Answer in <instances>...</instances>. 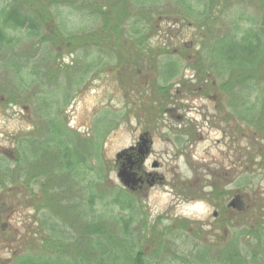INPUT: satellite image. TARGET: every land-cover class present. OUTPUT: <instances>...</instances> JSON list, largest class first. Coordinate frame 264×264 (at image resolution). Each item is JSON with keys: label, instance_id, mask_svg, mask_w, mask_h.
<instances>
[{"label": "rangeland", "instance_id": "374dc122", "mask_svg": "<svg viewBox=\"0 0 264 264\" xmlns=\"http://www.w3.org/2000/svg\"><path fill=\"white\" fill-rule=\"evenodd\" d=\"M11 1L18 0H0V13L5 4ZM40 1L43 2V0ZM76 1L77 6H82L81 4L86 0ZM109 1L92 0V7L94 9L96 3L98 6H103ZM136 1L124 0L123 2L128 8H136L133 10V15L124 22V24L127 23L124 28H130L129 23L134 22V20H146L149 12L152 13L155 19L159 17V12H162L164 15L162 19H159L161 32L153 35L152 42H149V44H153V41L154 44L165 41L166 37L164 38L162 33L166 29H171L173 36L170 42L174 46L183 44L179 43L180 41L187 42L186 47L189 50L184 58L170 54L161 55L155 63V67L146 57L142 60L138 59V64L135 65L138 67L141 65V67L136 69L133 67L130 71L134 81L129 78L130 74L124 72L125 75L123 73L124 87L127 88L126 90H130L128 93H125L122 82L117 78L119 74L109 72L110 68L119 63V56L111 58L105 53L92 52L86 61H90V59L97 56L94 61L98 63L97 67L84 73H77L74 69L62 71L79 75V80H76V76L70 78L67 75L60 74L62 80L60 95L57 96L56 91L43 94V96L48 97L49 103H51V113L44 118L37 110L39 104L37 96L41 94L36 95V90L43 85V80L48 82L43 88L48 87L47 89H49L51 87L49 80L46 78V72H49L50 68L54 66V61L58 55L57 48L49 42L40 43L38 41L40 43L38 44L32 41L25 35L24 31L11 33L10 35L13 37L10 39L11 42L0 44V215L6 217L11 212L9 210L12 207L16 210L14 215L11 216V220L8 217L1 221L6 226L0 229V240H2L0 264H19L23 261L39 263L38 260L44 261L50 252V248L46 246L44 239H54L63 234L68 235L71 232L69 229L75 228L72 222L73 219L72 221L71 219H64L61 214L63 207L67 206L69 199L72 202L77 201L82 206L81 199L85 198L84 204L87 196H89L90 185L94 183V186H96L98 180L97 183L100 186L93 188L94 190L97 189V193L98 188H100L99 196H102L103 199H99L98 204L105 202L109 206L100 210L101 213L95 214L107 223L119 219L122 212L119 207L112 205L117 190L119 187H123L117 177L119 165L116 164V154L129 147L125 143L129 137L135 142L142 130L152 132L154 136L153 147H155L157 141L165 140L176 148L173 158L182 153L191 167L194 173L191 180L192 185L189 181L188 186H184V195H180L171 186L176 196L185 199H207L210 193H204L202 190L196 191L197 182L194 181L197 179L198 182L201 181V184L202 181L208 184L214 180L215 187L220 191H224L220 197L224 199L223 206L225 207L232 200L233 193L240 194L244 209L253 201L264 199V171L258 169L256 161H254L259 144H264L263 138L256 131L258 129L256 105L260 107L264 102V59L260 71L262 77L259 79L263 86L257 87V78L251 80L250 84L245 85L249 87L245 89L247 99L242 98V85L235 76H231L233 69L228 67L226 69L213 67L212 69V61L209 60L215 48V35H208L206 40L210 39L205 44L194 45L192 39L196 31L195 26L185 25L186 23L183 25L184 18L180 16H184L185 12L182 7H179L177 0H142L139 2L140 4ZM193 4L196 3L193 1ZM237 6V4H233V6L224 7V9H227L229 15L230 13L242 11L248 16L261 17L262 20L264 10L256 0H246L241 3V7L238 8ZM48 8L54 16L53 20H55L54 24L56 26L64 25L72 28L71 32L79 33L78 35L85 36V34L97 31L104 24L101 17L89 14V9L83 10V13L78 12L81 13L79 15L74 6H69L67 3L49 4ZM141 8L143 9L141 11L143 15L136 13L140 12ZM220 9H222V5L218 8V10ZM219 17L215 27H221L225 24L223 22L225 21L224 17L223 19ZM142 28L146 31L150 30L147 23L142 25ZM141 35L143 36V34ZM166 42H168V38ZM194 46L195 48L192 49ZM200 48H202L203 65L210 72L208 82L210 81L213 84V88L208 85L201 89L199 87L203 85L198 83L199 79L203 78H200L199 72L194 69L193 65L197 58L195 50ZM81 50L71 55L64 54L61 62L76 65L85 58V51L82 48ZM13 54L24 60L21 69H14L13 62L11 63ZM100 59H106L105 63L99 64ZM173 64L175 66L172 67ZM102 65L105 68L101 70L99 67H102ZM169 67H171V71L174 68L176 70L169 75L170 77H166V73L163 74V72ZM133 69L135 70L134 73ZM185 69L194 72L195 83L192 82L191 78H185ZM20 74L26 75L23 77L25 79L23 84L26 86L24 87L25 90L22 91L16 81L17 79L23 82ZM27 77H29V81H27ZM229 80L230 84L226 87L224 83ZM179 82H181V85ZM157 84L160 87L163 85L166 87L169 84V87L162 93ZM52 89L53 87L49 90ZM30 90L31 92H29ZM13 98L20 100V103H15ZM135 100H138L137 103L139 104ZM165 100H168L164 108L166 113H158V105L165 102ZM185 100H195L199 103L195 105L185 103L186 106L183 107L179 103H184ZM172 101H177V105L172 107L173 111L170 112L168 108L171 107L170 102ZM221 102L225 106L224 110L218 106V103ZM121 103L122 108L116 107L117 104ZM130 103L136 104L130 107ZM250 106L255 110H248L247 107ZM190 109L201 116L199 122L187 117L186 113ZM240 109L241 111H239ZM165 120L167 121L166 125L163 124ZM133 121H135V126ZM61 122L68 130L65 136L68 138L70 148L79 154H83V157L80 158L82 163L77 167L69 168V170L63 169L62 161L64 160L54 159L53 155L60 150L56 140L50 139L51 141L47 142L46 146L49 150L47 153H45L46 149L41 150L42 147L34 151V146H36L38 140L44 141L47 139L49 126ZM163 126L170 129L169 134L160 132V128ZM27 132H30L27 135L28 140H30L29 147L26 145L28 141L22 143L23 134ZM216 134L219 135V138ZM206 142L210 143L212 149L211 151L205 150L204 156L207 163L193 161L191 157L196 146ZM151 156L161 158L163 167L160 170L164 172L168 181L166 185L151 186L146 192L135 193L136 197L139 198L138 204H136L133 212L128 209L129 212L123 213H130L134 218L132 230L137 229L140 224L147 220L151 224H158V229L169 231L165 226H170L177 220L185 219L175 216V201L169 203L165 210L156 216L155 220L150 217V210L146 201L151 194L162 190L169 184L171 185L177 178H179L180 184L185 183L186 180L180 179L170 161L165 162L162 160L161 153L152 152ZM242 160H246L247 164L241 163ZM53 164L54 166H52ZM32 170L38 172L35 177ZM208 176L211 177L210 180L207 179ZM228 183L235 185L234 190H225V185ZM186 194L188 195L186 196ZM46 195H50L49 199L48 197L44 199ZM36 199L37 201H35ZM208 200L212 204L209 198ZM36 202L43 205L40 213L34 205ZM46 204L47 206L44 207ZM216 206L213 205L215 209H217ZM219 207H221L220 203ZM225 207L222 215L223 221L224 223L233 222L235 228L227 226L220 230L218 239L221 241V238H224L221 242L223 245L231 240L233 231L238 230L237 221L240 219L244 222L243 218H246L245 215H240L244 209L229 208L225 210ZM94 210H98L97 205L94 206ZM241 221H239L240 225L242 224ZM204 222L208 225L213 223V216ZM9 225L13 226V232L8 229ZM66 229L68 232L65 231ZM186 229L175 228L171 231V235L182 234L186 237L182 239L184 241L189 238L191 241L185 243V247L188 248L196 243L193 241L192 235L194 230ZM203 229L207 233L210 230L214 231V228L210 227L207 229L203 227ZM78 231H80L79 228ZM214 233L216 232L214 231ZM13 238H16L13 244H8ZM214 238L212 237V239ZM246 242V238L240 239L238 250L243 252L251 249ZM203 247L206 248V246ZM210 248H212L213 254L220 252L221 249L223 250L222 246L218 249L211 246ZM53 256L57 257L58 255L53 253ZM164 262L169 263L167 259ZM171 263L180 264L179 262ZM247 264H256V261L249 257ZM257 264H264V250L260 251Z\"/></svg>", "mask_w": 264, "mask_h": 264}, {"label": "trees", "instance_id": "16d2710c", "mask_svg": "<svg viewBox=\"0 0 264 264\" xmlns=\"http://www.w3.org/2000/svg\"><path fill=\"white\" fill-rule=\"evenodd\" d=\"M73 1L74 0H43V2L40 0L11 1L10 3L7 2L5 4V7L0 13V44H5L10 41V39L13 38L10 35L11 33L24 31L25 35L32 41L38 44L49 42L59 51H57L58 55L54 61V66L50 68L49 72H46V78L49 80V84L53 89L49 90L51 87H49V89H47L48 87L46 89L43 88V86L48 84L47 80H43V85L36 90V95L41 94L40 96H37V99L39 100L37 110L44 118L48 117L51 113V103H49L48 97L45 95L43 96V94L49 91H56L58 93L56 95H60V89L62 86L60 74L67 75V77L70 78L76 76V80H79V75L62 71L74 69L77 73H84L90 72L91 68L97 67L98 63L94 62L96 60L95 57L97 56L90 59V61H86L92 52H96L97 54L105 53L111 58L113 56H119V63L110 68L111 70L109 72H115V74L118 73L120 77L118 76L117 78L122 82L124 87V74L128 73L129 75L131 68L133 67L134 69L141 67V65H139V67L135 65L138 64V59L142 60L146 57L155 67V63L159 60L161 55L170 54L172 56L184 58L187 54L186 52L189 50V48L186 47L187 42L180 41L179 43L183 44L175 46L170 42L173 36L171 29L163 31L162 35L164 38L166 37L164 39L165 41L158 42L159 44H149V42H152L151 39L153 35L160 34L161 32L159 19H162V16L164 15L162 12H159V17L157 19H155V17L152 16V13L149 12L146 20H134V22L129 23L130 28H124V25L127 24H124V22L133 15V10L136 9L128 8V6L123 4L124 0H116L115 2L110 0L109 3L103 6H98L96 3L94 4V9L92 7V0H86L81 4L82 6H77L75 3L76 0ZM140 1L142 0H137L136 3H139ZM193 1L196 4H193ZM245 1L246 0H177V4L179 7L183 8L186 15L180 16L181 18H184L183 25L186 23L185 25L195 26L194 28L196 31L192 39V41L194 40V45H201V43L205 44V42L210 39L208 38L206 40L208 35H215V48L213 53H211V58L209 60L212 61V69L213 67H218V69H226L227 67L233 69L231 76H235L236 79L240 81L242 85L241 97L247 99L245 89H248L249 87H246L245 85L250 84L251 80L257 78V87L263 86L259 79L262 77L260 71L262 60L264 59V15L261 20V17L257 18L250 15L248 16L242 11L238 13H230L229 15L227 9H224V7L229 8L230 6H233V4H237V7L239 8L241 7V3ZM256 1L264 10V0ZM61 3H67L69 6H74L77 13H83V10L89 9V14L96 15V17H101L103 19V26H100L97 31L85 34V36H82V34L78 35L79 33H72V28L64 25L56 26L54 24L55 20H53L54 16L52 12H50L48 5H59ZM220 5H222V9L218 10ZM142 10L143 9L141 8L140 12L138 11L136 13L143 15L141 13ZM79 15H81V13ZM220 15L221 17H219ZM165 16L167 17V15ZM218 17L220 19H223L224 17L225 19V21H223L225 24L221 27H215ZM204 18L205 20L203 21ZM145 23L149 25L150 30L146 31L142 28V25H145ZM141 34H143V36ZM167 38L168 42H166ZM81 48L85 51V58L76 65L73 66L72 64L61 62L64 54L67 53L71 55L73 53H78ZM193 48H195V46L192 47V49ZM202 48L195 50L197 58L193 65L194 69L199 72L198 75L200 74V78H203H198V83L203 84L198 86L200 89L207 85L213 88V84L210 81L208 82L210 72H208L203 65L201 57ZM136 56L137 58H135ZM22 61L24 60L16 54L11 56V63L13 62L15 70L18 68L21 69ZM105 61L106 59H100L98 62L101 64L102 62L105 63ZM171 66L173 67L175 64ZM104 68V65L99 67L101 70ZM134 69L133 73L135 71ZM175 70L176 69L174 68V70L171 71V67H169V69L167 68L163 74L166 73L165 75L167 77L170 74H173ZM20 75L22 76L21 80L23 82L18 81L17 79L16 81L19 83L17 85L22 91L25 90L24 87L26 85L23 84L25 81L23 77L26 75ZM28 78L29 77L26 78L27 81H29ZM129 78H131V81H134L131 74L129 75ZM238 80H236L237 83H239ZM179 83L181 85V82ZM228 84H230V80L224 83L226 87ZM157 86L163 93L166 91L165 89L169 87V84L166 87L165 85L160 87L158 84ZM126 89L127 88H125V93H128L130 90ZM29 92H31V90ZM148 97L150 96L148 95ZM13 100L15 103H20V100L15 98H13ZM138 100L140 103L139 98ZM138 100H135L136 103ZM161 101L158 102L160 103ZM167 102L168 100H165V102H163L164 104H159L157 112H164ZM135 104L130 103L129 106L132 107ZM218 106L223 108V110L225 109L222 102L218 103ZM152 108L154 107L152 106ZM247 108L251 111L255 110L252 106ZM256 110V117L258 119V129H256V131L264 140V102L260 107L256 105ZM128 111L130 112V109ZM239 111H241V109ZM129 112L127 113L128 115ZM67 131L68 130L62 122L53 125L51 124L47 132L49 133L47 139L44 141L41 139L38 140L36 146H34V151L42 147L41 150L44 151L46 149L45 153H47V151H49L46 146L47 142L53 139L56 140L60 150L53 156L56 160H64L62 162L63 169L65 168V170L80 165V163H82L80 162V158L83 157V154L75 152L68 145V138L65 136V134L68 133ZM28 133L30 132L24 133L22 137L23 140L21 139L22 143L28 141L26 144L27 147H29L28 145L30 141L27 137ZM254 161H256V167L264 171V144H259L255 152ZM241 163L246 165L247 161L242 160ZM52 166H54V164ZM37 173L36 170H32L34 177ZM66 173H68V171H66ZM98 181H96V186H94V183L90 185L91 189L89 190V196H87L84 204L83 201L85 198L81 199L82 206L81 204H78L77 201L72 202L71 199L67 201L68 204L63 207L61 214L64 219H71V221L73 219L72 222L75 228L69 229L71 232L68 233V235L63 234L58 235L57 238L54 239H44L46 246L50 248V252L47 257H45L44 261L38 260L39 263H28L23 261L19 264H173L171 262H179L180 264H247L249 257L250 259L255 260L256 264L259 262L260 251L264 250V199H259L258 201L255 200L245 207L240 215H245L247 220L246 218H243L244 222H242L239 219L242 223L241 225L239 224V221H237L239 227L238 230H234L232 234L233 236L230 238L231 240L223 245L221 242H223L224 238L222 237L221 241L218 239L220 237V229L217 225L214 227L216 233L210 230L208 234L203 229L201 222L189 219H180L172 223L170 226H165L170 232L158 229V224H151L147 220L140 224L137 229L134 228L132 230L131 227H133L134 218L130 213H125L128 209L131 210L130 212H133L136 204H138L139 198L136 197V192L125 187H119L112 201V205L119 207L122 212L120 218L110 221V223L105 222L99 217V215L95 214L101 213L100 210L108 208L109 206V204L105 202H100V204H98L99 199H103L102 196H99L100 188H98V193L97 189H93L100 186L97 183ZM25 184L26 182L24 185ZM223 193L224 191H220V189L215 187L214 191L210 193L208 198L210 201L214 199L220 200L218 198ZM47 197L49 199L50 195H46L44 199ZM35 201H37V199ZM34 205L36 206L37 211L39 210L38 213H40V210L43 209V205L37 202ZM96 205L98 206V210H94V206ZM46 206L47 204L44 205V207ZM224 207L225 206H223L222 203V210ZM229 208L230 207L227 206L225 207V210ZM227 226L235 228L233 222L229 221L224 223L223 221V227L225 228ZM178 227L187 228L189 230L193 229V241H195L196 244L187 248L185 247V243L190 240L189 238L184 241L182 239H185L186 237L182 234L171 235V231ZM78 228L80 231H78ZM65 231L68 232L67 229ZM212 237L216 238H214L215 241ZM242 238H246V244L251 248L249 249L251 252H248L249 250L243 252L238 250L239 240ZM180 240L182 241L179 242ZM203 246H206V248L204 249ZM210 246L216 247L217 249L222 246L223 250L221 249L220 252L213 254V250ZM53 253H57L58 256L54 257ZM165 259H167L169 263L164 262Z\"/></svg>", "mask_w": 264, "mask_h": 264}, {"label": "clouds", "instance_id": "9594fccd", "mask_svg": "<svg viewBox=\"0 0 264 264\" xmlns=\"http://www.w3.org/2000/svg\"><path fill=\"white\" fill-rule=\"evenodd\" d=\"M154 44V41H153ZM194 72L191 70L185 69V78H191L192 82L195 83L194 79ZM184 103H192L197 104L198 101H187L185 100ZM116 107L122 108L123 105L117 104ZM187 117L189 119L195 120L199 122L201 120V116L194 110L190 109L186 113ZM167 121H163V124L166 125ZM133 125L135 126V121H133ZM83 131V129H81ZM160 132L162 134H169L170 129L167 126H163L160 128ZM217 135V138H219V135ZM125 143L130 145H135L131 138L129 137ZM205 150L211 151V145L210 143H204L201 145H197L195 148V151L192 154V160L193 161H201L204 163H207V159L204 156ZM152 152L156 153L159 152L162 154V160L163 161H170L171 165L176 169V174L179 175L181 180L191 181L193 179L194 173L189 166L185 156L181 153L179 155H176L173 158V154L176 152V148L166 142L165 140L161 139L156 142L155 147H152ZM147 164L146 159L143 162V168L146 171L151 172L148 170L149 168H152L153 161H159L161 162V158H153L152 156H147ZM207 179H211L210 176L207 177ZM235 185L232 183H228L225 185V190H234ZM202 191L204 193H212L214 191L213 185L211 183L205 184L202 187ZM172 201H175L174 204V212L175 216L183 217L185 219L189 220H197L202 222V226L207 229L209 227L208 224L203 223L204 221L208 220L209 217L213 216L214 210H216L213 205L209 202L206 198H197V199H185L183 197H178L175 195L174 189L171 187V185L165 186L162 190L157 191L153 194H151L146 204L149 207L150 210V217L152 220H155L156 216L160 214L162 211L165 210V208L168 206L169 203Z\"/></svg>", "mask_w": 264, "mask_h": 264}, {"label": "flooded vegetation", "instance_id": "af4514ba", "mask_svg": "<svg viewBox=\"0 0 264 264\" xmlns=\"http://www.w3.org/2000/svg\"><path fill=\"white\" fill-rule=\"evenodd\" d=\"M170 103H171V107L168 108V111L171 112V111H173V108L172 107H176L177 101H172ZM137 104H139V103H137ZM179 104L181 106H183V107L186 106L185 103H179ZM158 113H160V112L158 111ZM164 113H166V110H165ZM184 126H186V125H184ZM174 131H176V130L174 129ZM179 135H181V134H179ZM145 140H148V142H147L146 145L144 144V141ZM134 143H136V144L135 145H131V146L125 148L126 154H124L123 157L118 162H116V164L119 165V166H121L124 162H126V159L127 158H129L132 162H134V164L132 165V171L136 172L137 173V177L140 179V182L138 184V187H137V189L134 192H136V193L146 192L149 189V187H151V186L161 185V184L166 185V183H167L168 180H167V177L164 174V172L160 170L163 167V164L161 162L154 160L153 161V165H152L153 167L148 169L151 172L146 171L143 168V162H144L145 159H146V164H147V158L146 157L148 155L149 156L152 155V147L154 146V136H153L152 132L149 131V130H146V131L145 130H142L139 133L138 138L135 140ZM188 182L189 181H185V183L182 182L180 184L179 183V178H177V180H175L173 183H171V186L173 188H175L179 192L180 195H184L185 194V188H184V186H188V184H189ZM194 182H197L196 191L202 190L203 185L206 184V182H203V181H202V184H201V181L198 182L197 179H195ZM190 184H191V181H190ZM211 184L213 185V188H215V185L216 184L214 183V180L211 182ZM187 195L188 194H186V196ZM237 197H240L241 198L240 194H238V193L234 194L233 193V198H232V200L227 205L230 208H239V210L242 208V210H243L244 209L243 208V205L244 204H243L242 199L240 201H238L239 202V203H237L238 206H231V202L234 201ZM218 199H220V200H215L214 199V200L211 201L214 206L217 205L216 206L217 209L214 210V212H213V223L209 224V227L210 228H214L215 225H217L219 227V229L221 230V229H223V216H222L223 215V210H222L221 207L218 206V204L219 203L220 204L223 203V198L219 197ZM9 211H11V212H9V214H7L6 217H2V215H0V229L4 228L6 226V224L4 225V223L1 222V221L3 219L8 218V217H10V220H11V216L14 215V213H15L16 210H15L14 207H12V209L9 210ZM8 229L11 232L14 231V228L11 225L8 226ZM14 239H16V238L11 239V242H9L8 244H13ZM1 243H2V240H0V248L2 246ZM7 261H9V260H7Z\"/></svg>", "mask_w": 264, "mask_h": 264}, {"label": "water", "instance_id": "95a60500", "mask_svg": "<svg viewBox=\"0 0 264 264\" xmlns=\"http://www.w3.org/2000/svg\"><path fill=\"white\" fill-rule=\"evenodd\" d=\"M148 140L144 141V144L146 145ZM142 153V152H141ZM126 154V150H121L116 154V161L118 162L123 155ZM134 162H132L129 158L126 159V162H124L117 171V177L120 180L121 184L129 188L131 190H136L138 187V184L140 182V179L137 177V173L132 171V165ZM241 198L237 197L234 201L231 202V206H238L237 203L240 201Z\"/></svg>", "mask_w": 264, "mask_h": 264}]
</instances>
